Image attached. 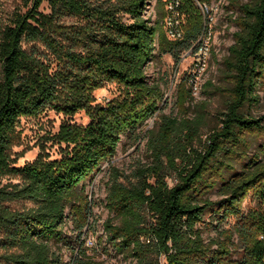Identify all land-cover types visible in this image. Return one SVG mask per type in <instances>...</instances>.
<instances>
[{
    "label": "trees",
    "instance_id": "16d2710c",
    "mask_svg": "<svg viewBox=\"0 0 264 264\" xmlns=\"http://www.w3.org/2000/svg\"><path fill=\"white\" fill-rule=\"evenodd\" d=\"M44 1L47 13L39 9ZM152 1L153 18L146 15ZM179 1V40L163 32L164 0H24V12L0 19V264H98L83 246L92 214L85 185L104 163L110 217L99 243L133 264H160V256L163 264H264V112L251 113L264 79V0L239 6L240 30L223 60L228 99L203 138L206 106L182 117L161 113V82L146 74L162 54L178 62L193 51L203 18L195 0ZM105 84L117 94L96 102L93 92ZM184 85L181 78L180 110ZM46 109L83 110L88 120L59 124L50 136L62 144L58 158L39 152L15 165L10 147L19 118ZM122 134L144 138L150 157L126 182L111 164ZM213 189L217 200L205 196ZM246 197L253 204L244 207ZM19 200L29 205L10 206ZM206 229L215 233L207 241ZM71 241L66 263L60 251Z\"/></svg>",
    "mask_w": 264,
    "mask_h": 264
},
{
    "label": "rangeland",
    "instance_id": "374dc122",
    "mask_svg": "<svg viewBox=\"0 0 264 264\" xmlns=\"http://www.w3.org/2000/svg\"><path fill=\"white\" fill-rule=\"evenodd\" d=\"M247 1L249 0H212L211 4H213V9L210 13L213 36L207 70L202 77L196 97H189L190 90L185 80L186 71L193 60L194 51H183L180 54L178 62H175L169 54L165 53L160 58H155L146 65L148 78L158 79L161 82L163 91V98L159 107L161 113L167 115L178 114L179 117H182L185 114L187 116L194 114L199 105L206 106L207 126L203 129L204 133L202 138L215 125L218 112L224 109L228 99L225 91H221V89L229 86L225 82L226 77H224V74L226 72L224 70L223 60L228 55V46L234 41L233 33L240 30L239 23L237 24L235 22V19L242 15L239 6ZM152 4L153 2L147 9V15L151 18L155 16ZM26 9L27 5L24 4V0H0V19L7 21L14 12H24ZM39 9L45 13L49 11L45 1L42 2ZM29 45L27 43L23 44L24 47H28ZM181 78L184 79V87L189 93L188 99L184 101V107H186L184 110H180L181 107L177 103V84ZM206 81L210 82V84L205 85L204 83ZM262 83L263 86L257 90L258 103L251 108V113L254 116L264 112V79ZM204 89L206 91L205 93L203 92ZM93 93L96 102L99 103H103L117 94L113 84H105L102 87L96 88ZM153 119L154 117L146 120L144 129L152 126ZM87 120L88 118L83 110L75 112L72 115H64L53 109H46L32 116H21L16 128V138L10 147L11 156L15 160V165L22 166L25 163L31 162L39 152L46 153L51 159L58 158L60 155L59 148L62 144L50 139V136L56 132L59 124L62 122L85 124ZM144 143V138H140L135 142L126 136V134L121 135L115 155L111 160V164L122 173L120 180L125 182L128 179L133 180L132 174L136 166L140 164L145 165L150 162V157L147 155ZM175 175V172L172 171L166 178L169 185L174 182ZM10 180L16 181L17 179L13 178ZM6 181L7 178L2 179V182ZM107 183L108 167L104 163L101 171L95 173L92 180L87 181L85 185V191L92 201V214L89 218V225L91 227L89 230L85 229V233L86 237L93 240V244L87 246L83 243V246L86 248V254L98 264H133L134 261L131 258H126L116 253L105 241H101V243L97 241L99 236L103 234L102 224L104 220L110 217V214L104 207ZM205 196L211 200H217L220 197L215 189L209 191ZM23 204L29 205V202L23 200L12 201L10 206L18 208ZM252 204L248 197L243 200L244 207ZM205 219H209L208 213L205 214ZM232 222L233 218H230L227 222H223L221 226L226 227ZM67 226H69V222L64 228ZM67 232L69 233V231ZM213 236H215L213 229L203 231L205 241ZM102 240H105L104 235ZM73 246L75 247V241H71L69 245H64L61 248L62 260L66 263H69L72 258ZM159 261L160 264H163V256L159 257Z\"/></svg>",
    "mask_w": 264,
    "mask_h": 264
},
{
    "label": "built area",
    "instance_id": "2783aa9c",
    "mask_svg": "<svg viewBox=\"0 0 264 264\" xmlns=\"http://www.w3.org/2000/svg\"><path fill=\"white\" fill-rule=\"evenodd\" d=\"M211 2L212 0L209 2H200L195 0V3L203 18V26L192 48L194 51L193 60L186 71L185 80L189 86L191 97H196L200 88V82L208 66V58L213 36L212 18L210 13L213 9V4H211ZM179 6V0H164L163 15L160 23L165 36L169 40H179L183 35V15L180 12ZM84 241L87 246H91L93 244V240L89 237H85Z\"/></svg>",
    "mask_w": 264,
    "mask_h": 264
}]
</instances>
